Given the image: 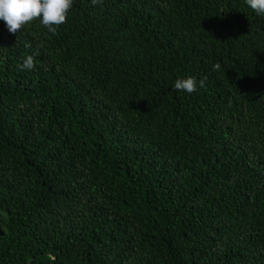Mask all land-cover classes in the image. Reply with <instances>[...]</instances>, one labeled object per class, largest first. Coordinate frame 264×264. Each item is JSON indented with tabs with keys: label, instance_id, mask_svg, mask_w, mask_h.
<instances>
[{
	"label": "trees",
	"instance_id": "trees-1",
	"mask_svg": "<svg viewBox=\"0 0 264 264\" xmlns=\"http://www.w3.org/2000/svg\"><path fill=\"white\" fill-rule=\"evenodd\" d=\"M0 264H264V14L73 0L56 34L0 20Z\"/></svg>",
	"mask_w": 264,
	"mask_h": 264
},
{
	"label": "clouds",
	"instance_id": "clouds-1",
	"mask_svg": "<svg viewBox=\"0 0 264 264\" xmlns=\"http://www.w3.org/2000/svg\"><path fill=\"white\" fill-rule=\"evenodd\" d=\"M101 0H92L93 4ZM247 4L259 14H264V0H246ZM73 0H0V20L7 25L12 34L19 32L26 24L39 20L49 32L56 34L57 27L66 23ZM34 68V58L28 55L22 69ZM220 65H214L219 70ZM206 79V78H205ZM205 79L199 81V86H205ZM177 90L192 93L197 89V80L194 77L180 78L174 83Z\"/></svg>",
	"mask_w": 264,
	"mask_h": 264
}]
</instances>
